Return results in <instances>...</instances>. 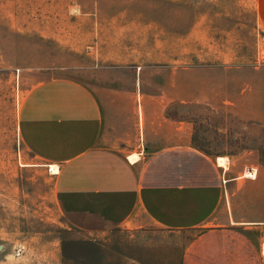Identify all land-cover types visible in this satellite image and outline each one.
I'll list each match as a JSON object with an SVG mask.
<instances>
[{
	"label": "rangeland",
	"instance_id": "1",
	"mask_svg": "<svg viewBox=\"0 0 264 264\" xmlns=\"http://www.w3.org/2000/svg\"><path fill=\"white\" fill-rule=\"evenodd\" d=\"M55 78L167 91L184 144L264 166L255 0H0V264H128L127 254L157 259L172 239L153 225L89 235L65 220L53 167L28 152L19 127L27 92Z\"/></svg>",
	"mask_w": 264,
	"mask_h": 264
},
{
	"label": "crops",
	"instance_id": "2",
	"mask_svg": "<svg viewBox=\"0 0 264 264\" xmlns=\"http://www.w3.org/2000/svg\"><path fill=\"white\" fill-rule=\"evenodd\" d=\"M255 3L264 34V0ZM167 98L45 80L24 98L20 136L36 160L58 166V206L74 228L103 235L153 225L172 236L159 243L158 260L127 254L128 264H264L259 157L184 144L183 123H168Z\"/></svg>",
	"mask_w": 264,
	"mask_h": 264
},
{
	"label": "bare ground",
	"instance_id": "3",
	"mask_svg": "<svg viewBox=\"0 0 264 264\" xmlns=\"http://www.w3.org/2000/svg\"><path fill=\"white\" fill-rule=\"evenodd\" d=\"M222 161L224 160V159H221ZM52 172L54 173V174H56V173H58V171H59V168H58V166H55V165H52Z\"/></svg>",
	"mask_w": 264,
	"mask_h": 264
}]
</instances>
